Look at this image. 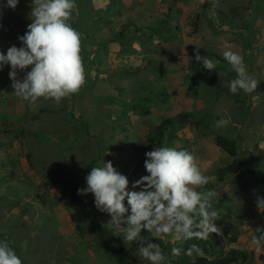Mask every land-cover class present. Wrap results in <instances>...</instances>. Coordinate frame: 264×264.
I'll return each instance as SVG.
<instances>
[{
	"label": "rangeland",
	"instance_id": "rangeland-1",
	"mask_svg": "<svg viewBox=\"0 0 264 264\" xmlns=\"http://www.w3.org/2000/svg\"><path fill=\"white\" fill-rule=\"evenodd\" d=\"M217 137L264 167V0H0V264H116L53 185L91 163L89 216L133 263L164 261L191 212L226 230L215 249L264 264V190L218 180Z\"/></svg>",
	"mask_w": 264,
	"mask_h": 264
},
{
	"label": "trees",
	"instance_id": "trees-1",
	"mask_svg": "<svg viewBox=\"0 0 264 264\" xmlns=\"http://www.w3.org/2000/svg\"><path fill=\"white\" fill-rule=\"evenodd\" d=\"M159 66V74L162 75L164 73L163 68L161 64ZM191 69L195 74L201 75L199 63L197 61L192 62ZM188 88L192 90V85H189ZM170 125L171 122L169 119L158 124L154 128L152 136L148 138V142L153 146H159L163 141L165 131ZM215 144L232 158V162L229 165L216 171L219 181H224L225 175L235 176L238 174V179L242 177L248 178L256 188L264 190V167H243L242 161L236 158L234 140L217 137L215 139ZM172 154H176V151L174 150ZM178 159L180 163L185 162L183 158L178 157ZM93 171L92 163L88 164L86 167L88 180L85 183L77 182L74 175L71 173H62L55 177L53 185L59 192L61 200H67L75 205L76 216H74V219L82 223L78 228L80 236L89 232L100 237V240L102 239L101 241L96 240L98 237L93 236L95 244L98 246L97 248L113 254L116 257V264H135L130 261L128 256V254L133 251V243L130 244L129 242V245H127L123 237L119 236L117 233L110 232L105 224L95 222L89 216L94 204L89 203L86 205V200L90 193L101 185L99 177L94 174ZM245 182L240 183L235 181L234 183L242 190H245ZM209 206L210 204L206 201L202 203V207L206 212H210V210H207ZM120 215H122V213H120ZM172 221L174 222V225H172L173 229L177 231L180 230L179 234H181L182 238L174 243L168 244L169 247L167 248L166 259H164V261L162 258H160V262H156L158 260L155 259L147 258L142 261V264H249L247 255L244 253H240L234 249H229L225 252H220L219 249H215V245L222 242L220 233L222 231L226 232L224 227H220L219 229L216 228L220 226L217 220L209 225L207 224V221H209L208 218H203L200 213L191 215L190 212L186 217L183 216L178 219L171 218V223ZM192 223L196 224L193 225ZM188 228H191L194 232L183 236L184 230ZM202 228L203 231H201ZM137 241L138 238L135 239V242ZM143 247H145V245H143ZM209 251L211 252L209 253ZM217 252H219V254ZM169 253H171L172 256H170ZM213 253H215L217 257L213 260L208 259L207 256L213 255ZM185 255L193 256L194 260L190 261L188 258H185Z\"/></svg>",
	"mask_w": 264,
	"mask_h": 264
},
{
	"label": "crops",
	"instance_id": "crops-1",
	"mask_svg": "<svg viewBox=\"0 0 264 264\" xmlns=\"http://www.w3.org/2000/svg\"><path fill=\"white\" fill-rule=\"evenodd\" d=\"M109 1V0H108ZM123 37V36H122ZM108 41H110V42H116L114 39H110V40H108ZM114 47V45L110 48L109 47V50H108V53H109V56H110V60H111V56H112V54H113V50H112V48ZM105 59H107V58H105ZM109 60V61H110ZM133 60H136V59H133V58H131V61H133ZM106 62V61H105ZM134 65L138 68V69H142V67L143 66H139V63L137 62V61H135L134 62ZM132 67H133V65H132Z\"/></svg>",
	"mask_w": 264,
	"mask_h": 264
},
{
	"label": "clouds",
	"instance_id": "clouds-1",
	"mask_svg": "<svg viewBox=\"0 0 264 264\" xmlns=\"http://www.w3.org/2000/svg\"><path fill=\"white\" fill-rule=\"evenodd\" d=\"M112 43H114V42H112ZM159 65H160V64H159ZM163 69H164V68H163ZM163 74H164V73H163ZM163 74H162V75H163ZM234 250H236V249H234ZM237 251H238V250H237ZM238 252H239V251H238ZM240 253H241V252H240ZM244 254H245V253H244ZM247 259H248V257H247Z\"/></svg>",
	"mask_w": 264,
	"mask_h": 264
}]
</instances>
